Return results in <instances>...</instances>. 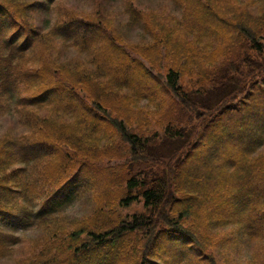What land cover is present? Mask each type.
<instances>
[{"label": "trees", "instance_id": "obj_1", "mask_svg": "<svg viewBox=\"0 0 264 264\" xmlns=\"http://www.w3.org/2000/svg\"><path fill=\"white\" fill-rule=\"evenodd\" d=\"M171 1L0 0V259L264 264V0Z\"/></svg>", "mask_w": 264, "mask_h": 264}, {"label": "rangeland", "instance_id": "obj_2", "mask_svg": "<svg viewBox=\"0 0 264 264\" xmlns=\"http://www.w3.org/2000/svg\"><path fill=\"white\" fill-rule=\"evenodd\" d=\"M69 5L77 6L80 8H92L94 0H66ZM106 6H108L112 10V17L115 18V22L117 21L119 24H121L123 29V34L126 37V41H134L136 39H149V35L141 26H135V27H128L127 21L128 16L124 12V2L123 0H102ZM140 4H142L144 7L148 8H155L159 10H173L174 6L172 4L171 0H138ZM52 16H48L46 14L39 13L37 22L38 24L43 26H48L50 23ZM143 41V40H142ZM64 51L63 57L68 58L71 56H76L77 52L74 49H69L68 51ZM122 67L127 71V73L132 76L133 75V68L130 65ZM25 131V127L20 122V114L18 110L12 106V108L8 111H5L0 116V136L4 133H11L13 135L20 134ZM91 209V205H89L88 202L84 201V199H78L75 201L73 205H71L66 213L71 216H82L86 213H88ZM7 230L16 232V234L21 235L26 238H34L38 236L39 229L32 226L29 228H26L24 230L22 227L17 226H7ZM26 238H23L24 240H27ZM18 247V245H16ZM20 248H18L15 253H19ZM253 248L251 246L245 247L242 246L238 251H236L233 255L236 257L237 261L231 260L227 262V264H242L246 262L248 259L249 253H252ZM14 259V256L11 257H3L0 259V264H12Z\"/></svg>", "mask_w": 264, "mask_h": 264}]
</instances>
